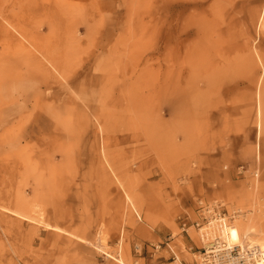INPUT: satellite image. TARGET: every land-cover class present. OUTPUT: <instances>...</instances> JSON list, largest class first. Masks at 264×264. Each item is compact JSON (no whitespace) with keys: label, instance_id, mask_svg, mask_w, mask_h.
Here are the masks:
<instances>
[{"label":"rangeland","instance_id":"374dc122","mask_svg":"<svg viewBox=\"0 0 264 264\" xmlns=\"http://www.w3.org/2000/svg\"><path fill=\"white\" fill-rule=\"evenodd\" d=\"M172 1L168 61L167 0H0V264H199L198 200L264 230V0Z\"/></svg>","mask_w":264,"mask_h":264},{"label":"bare ground","instance_id":"6f19581e","mask_svg":"<svg viewBox=\"0 0 264 264\" xmlns=\"http://www.w3.org/2000/svg\"><path fill=\"white\" fill-rule=\"evenodd\" d=\"M33 3L35 4V0H33ZM174 7L173 1L172 0H167L166 2V23H167V44H166V52L168 53V61L172 60L171 57V51H172V38H173V33L174 31L172 30V13H171V9ZM34 7H31V9H33ZM0 17L2 19H4L7 23L11 24L13 20H10L9 16H5L4 12H0ZM263 15L260 16L259 18V22L262 24L263 22ZM22 26V25H21ZM15 32L17 33V35L21 36V37H28V33L26 32V29L22 26V28H14ZM9 36V38H11L13 36L12 35H6ZM181 35H177L176 39H177V43L179 48L181 49L182 47V43L179 42V38ZM174 50V49H173ZM25 52V51H24ZM26 53V52H25ZM254 59L252 61V69H254L256 66L261 67L262 69V74H264V60L262 59V57L259 55L258 52H255L254 55ZM172 69L168 66L167 67V77H166V82H167V98H166V102H167V106L164 110L166 115H169V117L171 118V116L174 113L173 110V106H174V100H173V91H172V85H173V81H172V75H173V64H171ZM178 71V70H177ZM179 74H181V71H179ZM264 77L262 75H260L259 79H257V87L259 90V102H258V112H257V133L260 136L261 135V131H262V114H261V86L263 83ZM180 102V101H178ZM260 119V121H259ZM38 119H36L37 121ZM35 121V122H36ZM10 122V119H9ZM35 137V132L33 129H31V127H29L28 125H24L21 128V132L19 134V136L17 137L18 139V143L21 145L23 143H29L28 141H31L32 138ZM54 139V141L58 140L57 138L60 137V135H55L52 136ZM51 139V141L49 143H54L53 140ZM26 144V145H27ZM237 216H241V211L238 212L237 211ZM225 222V223H224ZM53 228V226L51 227ZM259 228V229H258ZM258 228L254 227V226H246V225H238L232 222L231 226L228 225L226 223V219L222 217V219H213L210 223H208L207 225L203 226L201 228V236L205 237V235L210 236L212 235V241L216 238L221 237L222 239H224L230 246H244V245H251V246H258L261 249H264V230H263V225H258ZM214 231H219V233H216ZM254 236V237H253ZM247 237H252V238H257L256 240H248ZM248 240V241H247ZM211 241V242H212ZM210 242V243H211ZM209 243V244H210ZM209 244L206 243L205 244V248H209ZM192 258L197 260L200 259V263H201V257L198 256V254H192V257H184L185 261L188 263H192ZM115 260L117 262H119L120 264H126L120 257L115 258ZM175 264H183L182 263V259L179 256L175 255Z\"/></svg>","mask_w":264,"mask_h":264},{"label":"built area","instance_id":"2783aa9c","mask_svg":"<svg viewBox=\"0 0 264 264\" xmlns=\"http://www.w3.org/2000/svg\"><path fill=\"white\" fill-rule=\"evenodd\" d=\"M197 217L192 223L188 215L180 219L182 232H187L190 228H201L213 219L227 217L228 209L224 201H197ZM237 213L233 214L236 215ZM229 218V217H228ZM199 264H264V249L258 246H230L221 237L214 239L209 248H205L201 253V263Z\"/></svg>","mask_w":264,"mask_h":264}]
</instances>
